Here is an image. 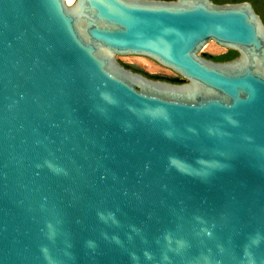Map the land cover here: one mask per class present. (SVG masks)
<instances>
[{"label":"water","instance_id":"1","mask_svg":"<svg viewBox=\"0 0 264 264\" xmlns=\"http://www.w3.org/2000/svg\"><path fill=\"white\" fill-rule=\"evenodd\" d=\"M0 264H264V0H0Z\"/></svg>","mask_w":264,"mask_h":264},{"label":"rangeland","instance_id":"2","mask_svg":"<svg viewBox=\"0 0 264 264\" xmlns=\"http://www.w3.org/2000/svg\"><path fill=\"white\" fill-rule=\"evenodd\" d=\"M210 41H209V43L207 42L208 44L206 43L207 45L205 44L206 46L200 50L201 55L221 56L227 52V49H225L223 46L219 45L218 43L214 42L213 40H210ZM131 57L134 59L145 58L146 60L150 61V63H152V64L154 62V65H156L158 70L155 72H152V74H155V75H158V76H161L164 78H168V79H180L181 78L180 75H178L176 72H174L170 68L165 67V66L159 64L157 61H155L149 57L143 56V55H120L118 57V59L122 60L124 62H127V63H133L134 64L135 62L129 60V59H131ZM139 57H141V58H139ZM135 65L140 67L139 64H135ZM159 68H161V70Z\"/></svg>","mask_w":264,"mask_h":264},{"label":"bare ground","instance_id":"3","mask_svg":"<svg viewBox=\"0 0 264 264\" xmlns=\"http://www.w3.org/2000/svg\"><path fill=\"white\" fill-rule=\"evenodd\" d=\"M66 1V3L67 4H70L73 0H65ZM211 42V41H210ZM209 43V42H208ZM207 43V44H208ZM206 44V45H207ZM205 45V46H206ZM204 46V47H205ZM139 58H141V57H139ZM129 60H131V61H133V62H135L134 64L133 63H131V64H133V65H135V64H139L140 65V67L139 66H137V67H139V68H143L142 70H144L145 72H147V73H152V72H155V71H157L158 70V68L156 67V65H154V62H153V64L152 63H150V61H148V60H146L145 58H142V59H134V58H132L131 57V59H129ZM160 70H161V68H159Z\"/></svg>","mask_w":264,"mask_h":264},{"label":"trees","instance_id":"4","mask_svg":"<svg viewBox=\"0 0 264 264\" xmlns=\"http://www.w3.org/2000/svg\"><path fill=\"white\" fill-rule=\"evenodd\" d=\"M238 53L232 49H228L226 53H224L221 56H218L217 59H220L221 61L230 60L231 58L237 56Z\"/></svg>","mask_w":264,"mask_h":264},{"label":"flooded vegetation","instance_id":"5","mask_svg":"<svg viewBox=\"0 0 264 264\" xmlns=\"http://www.w3.org/2000/svg\"><path fill=\"white\" fill-rule=\"evenodd\" d=\"M203 56H205L206 58L212 59V60H214V61H221L220 59H217L218 56H211V55H203ZM235 57H236V56H235ZM233 58H234V57H233ZM233 58H231V59H233ZM120 61H121V62H124V61H122V60H120ZM125 63H127V62H125ZM160 79L169 80V79L164 78V77H162V78H160Z\"/></svg>","mask_w":264,"mask_h":264}]
</instances>
